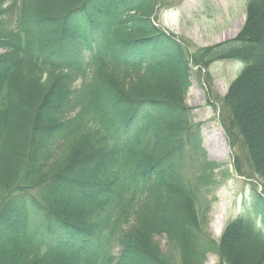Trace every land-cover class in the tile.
<instances>
[{
	"label": "trees",
	"instance_id": "trees-1",
	"mask_svg": "<svg viewBox=\"0 0 264 264\" xmlns=\"http://www.w3.org/2000/svg\"><path fill=\"white\" fill-rule=\"evenodd\" d=\"M18 1L12 26L0 22V48L8 51L0 54V184L9 178L5 170L16 167L14 178L0 192V247L17 246L12 264H156L159 253L150 239L152 231L116 233L118 220L142 217L150 203L148 181L158 173L166 177L161 187L171 186L192 201V213L180 227L184 231L186 226L187 241L198 239L197 249L192 253L175 235L167 240L178 245L180 264H198L194 256L202 258L211 249L222 264H235L233 249L251 264H260L264 237L249 221L229 222L215 241L201 227L200 206L217 177L216 166L202 153L200 128L182 119L179 134L172 140L162 137V154L151 162L146 161L145 147L134 143L144 135L151 148L158 141L145 121V108L159 109L161 101L128 91L132 70L145 63L157 36L110 42L112 31L94 21L93 0H79L52 13L27 8L40 0H14V5ZM245 10L238 34L208 50L214 60L243 65L221 97L225 112L220 124L229 143L235 135L241 137V157L264 178V0H248ZM49 21L52 35H47ZM86 47L91 54L79 64ZM22 74L38 85L19 95L14 79ZM45 87L50 90L37 100L28 99ZM61 109L75 114L57 138H72L73 146L69 155L50 162L57 149L48 140L62 129L56 127ZM237 157L236 172L242 175ZM190 163L196 166L184 173ZM100 170L103 176L97 175ZM258 200L264 221V200ZM71 202L78 204L72 215L65 212ZM139 204L142 207L136 208ZM30 219L40 220L42 229L28 230Z\"/></svg>",
	"mask_w": 264,
	"mask_h": 264
},
{
	"label": "rangeland",
	"instance_id": "rangeland-1",
	"mask_svg": "<svg viewBox=\"0 0 264 264\" xmlns=\"http://www.w3.org/2000/svg\"><path fill=\"white\" fill-rule=\"evenodd\" d=\"M77 1L79 0H40L30 2L28 7L25 5L24 8L32 7L38 11L52 13L58 12L64 5ZM247 2L248 0L92 1L94 7L96 6L93 12L95 23L97 22L108 32L112 31L109 37L110 42L127 39L130 36L136 38L157 36L152 39L156 45L153 51L146 55L145 63L132 70L133 75L128 79L131 81L128 83V91L140 97L149 96L161 101L158 104L160 110L155 106L145 108L147 112L145 121L149 125V130L158 135V141L154 143V148H151L150 142L147 143L146 135H144V138L141 137L134 143L145 147L146 161L151 162L162 154L165 143L161 138L166 137L172 140L179 134L182 119L189 118L190 123L201 129L202 153L208 162L216 166L213 172L217 177V184L201 203L200 208L204 210L203 213L198 210L201 227L207 230L212 241L219 239L225 225L237 217L251 219L256 223H258L257 220H263L258 206L261 200L257 203L253 200L264 199V178L252 172L247 159L241 157L242 149H244V141H241V137L235 135L234 140H231L232 143H229L220 124V115H224L225 112L221 107V97L230 88V83L238 78L243 65L230 59L214 60L208 50L211 46L236 36L244 23ZM20 5V1L14 5V0H0V11H2L0 22H10L12 26ZM52 23L49 21L47 24L50 29L47 35H52L54 32V29H51ZM182 51H185L187 58ZM6 52H8L6 49L0 48V54ZM90 54L91 51L86 47L78 57L79 64H82L83 58ZM44 77L45 73L42 78ZM14 85L19 95H22L27 89L32 92L38 85V81L27 80L26 75L22 74L14 79ZM49 90L50 87H45L43 93H37L38 96L31 93L28 99L37 100ZM62 110L57 114L56 122V127L61 126L62 129L55 130L49 136L51 139L48 140V145L52 149H57L54 152V158H50V162L69 155L70 148L73 146L72 138L63 142L57 138L59 134L62 135L63 130H66L67 118L75 114L63 113ZM237 155V158H241L238 163L242 175L236 172L234 158ZM189 165L184 169V173L196 166L192 163ZM11 169L5 170L9 173V178L0 184V192L14 178L16 167ZM103 173L104 170H100L97 175L103 176ZM151 178L148 181L150 200L148 208H143L142 217L127 215L126 218L118 220L120 230L116 234L117 236L146 235L152 231L150 239L154 243L155 253H159L156 264L168 262L180 264L178 245L167 243V240L168 237L171 240L175 235L180 238L182 245H186L187 242L192 247L190 249L192 253L195 252L194 248L197 249L198 239L194 240L193 245L194 242L190 239L187 241L186 234L183 235L186 226H183L184 231L180 227L187 214L192 213V201L177 195L174 192L175 188L171 186L161 187L162 178H166L163 173L153 175ZM77 207V203L71 202L67 205L65 212L72 215ZM141 207L142 205L139 204L136 208ZM216 214L224 218L219 226L215 224ZM261 225L264 226V223ZM26 227L28 230H41L43 226L40 220L30 219ZM261 234L264 237V228ZM2 244L4 247L2 245L0 247V264H12L11 259L15 254H19V249L14 245ZM147 248L150 249V246ZM231 257L235 264H251L248 259L240 257L239 252L235 253L234 249ZM194 258L198 260V264L224 263L218 259L215 252H212V249L202 258L196 255ZM260 264H264V259Z\"/></svg>",
	"mask_w": 264,
	"mask_h": 264
},
{
	"label": "bare ground",
	"instance_id": "bare-ground-1",
	"mask_svg": "<svg viewBox=\"0 0 264 264\" xmlns=\"http://www.w3.org/2000/svg\"><path fill=\"white\" fill-rule=\"evenodd\" d=\"M214 219H215V224L217 226H219V224H221L223 222V220H224L223 216H221L219 214H216Z\"/></svg>",
	"mask_w": 264,
	"mask_h": 264
}]
</instances>
